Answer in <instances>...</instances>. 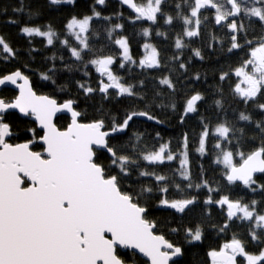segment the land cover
<instances>
[{"label": "snow or ice", "instance_id": "snow-or-ice-1", "mask_svg": "<svg viewBox=\"0 0 264 264\" xmlns=\"http://www.w3.org/2000/svg\"><path fill=\"white\" fill-rule=\"evenodd\" d=\"M0 16V264H264V0Z\"/></svg>", "mask_w": 264, "mask_h": 264}, {"label": "trees", "instance_id": "trees-1", "mask_svg": "<svg viewBox=\"0 0 264 264\" xmlns=\"http://www.w3.org/2000/svg\"><path fill=\"white\" fill-rule=\"evenodd\" d=\"M2 3L15 2V0H0ZM11 15V13H9ZM6 16H0V33L11 34L10 38L15 37V26L5 24Z\"/></svg>", "mask_w": 264, "mask_h": 264}]
</instances>
